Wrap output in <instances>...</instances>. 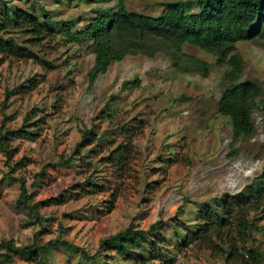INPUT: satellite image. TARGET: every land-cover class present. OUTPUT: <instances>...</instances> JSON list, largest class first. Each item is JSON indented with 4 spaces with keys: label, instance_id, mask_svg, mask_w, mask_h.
<instances>
[{
    "label": "trees",
    "instance_id": "1",
    "mask_svg": "<svg viewBox=\"0 0 264 264\" xmlns=\"http://www.w3.org/2000/svg\"><path fill=\"white\" fill-rule=\"evenodd\" d=\"M113 1L115 5L109 6ZM129 1L132 0H78L93 6V17L84 21L81 15L58 20L55 14L59 11H47L40 7L39 0H0V64L31 61L48 70L54 66L47 61L43 51L46 44L53 42L56 47H65L74 43L75 48H85L94 57L87 74L90 90L98 77L106 76L114 64H121L128 57L154 60L163 55L168 60V67L179 74L208 79L212 64L185 50L186 46L196 47L213 58L215 73L220 74L223 92L217 112L230 127L227 157L256 159L243 143L260 136L264 125V93L259 84L246 81L245 60L239 54V47L242 42H249L254 51L263 50L264 0H161L163 11L157 16L129 10ZM52 2L70 7L73 0ZM103 4L108 6L101 7ZM43 82L44 77L41 80L38 76L29 77L12 90H5L2 109L7 108L10 97L30 95ZM1 84L0 79V87ZM140 85L139 78L125 80L121 90L135 89ZM59 97L51 107L50 104L45 108L34 105L32 111L55 110L57 104H62ZM109 106L107 103L100 110L90 126L82 123L80 142L67 160L61 158L54 167H78L86 172L91 161L96 160L104 169L108 168L106 172L110 176L116 177V185L124 178L129 166L124 162L130 149H134L133 144L143 123L133 117L122 125L113 119L115 110ZM255 114H258L257 118ZM33 118L27 114L25 124L19 128L0 127V153L5 158L1 179L15 177L17 165L12 162L17 149L13 144L22 140L34 142L40 138L44 116L37 121ZM98 120L112 126L102 130L96 122ZM104 151L107 152L105 156L99 157ZM44 172L37 178H44ZM16 180L20 187L18 207L29 217L25 227L38 226L40 229L34 231L27 243L2 239L0 264H14L16 259L28 264H43L42 257L49 253L55 255L54 250L60 247L79 256V264H112L114 260L120 264H179L180 257L189 249L207 252L219 249L223 264H264V163L233 197L220 194L212 201H201L196 212L180 211L184 219L175 216L165 220L161 216L147 229L140 228L133 221L123 232L102 239L93 253L65 239L63 227L55 238L46 240L44 237L52 231L44 223L49 224L54 218L42 217L40 212L49 206L66 204L76 195L103 193L105 200L102 204L111 210L120 197L118 191L113 189L110 192V186L107 189L101 186V189L96 188L97 191L87 177L70 191L34 202L26 181L22 177ZM151 184H158V181L147 183L146 187ZM35 214L38 217L35 218ZM193 215L195 218L191 221ZM70 216L65 214V217Z\"/></svg>",
    "mask_w": 264,
    "mask_h": 264
},
{
    "label": "rangeland",
    "instance_id": "2",
    "mask_svg": "<svg viewBox=\"0 0 264 264\" xmlns=\"http://www.w3.org/2000/svg\"><path fill=\"white\" fill-rule=\"evenodd\" d=\"M39 1L40 7L47 11H59L55 14L58 20L81 15L84 21H88L94 15L92 5L87 6L78 0H73L70 7L55 5L52 0ZM161 2L133 0L127 3V7L157 16L163 11ZM113 5L115 1L109 6ZM105 6L108 5H101ZM46 45L43 51L54 68L47 70L31 61L0 64V127L19 128L25 124L29 113L36 121L44 116L37 141L22 140L13 144L17 149L12 162L17 165L14 178L1 179L5 158L0 153V241L27 243L34 231L40 229L38 226L25 227L29 217L17 204L20 192L17 177L26 181L34 202L70 191L87 177L95 190L110 186V192L113 189L118 191L120 197L111 210L102 204L105 200L103 193L97 196L76 195L66 204L49 206L40 212L42 217L54 218L49 224L44 223L52 231L44 237L46 240L55 238L63 227L65 239L93 253L102 239L123 232L133 221L140 228L147 229L161 216L165 220L175 216L184 219L180 211L196 212L201 201H212L220 194L233 197L245 187L246 179L261 169L264 163V125L257 139L243 143V147L249 148L256 159L227 157L230 127L217 112L223 92L220 74L215 73L213 58L198 48L186 46L185 50L212 64V74L208 79L179 74L168 67V60L163 55L154 60L128 57L123 63L114 64L106 76L98 77L90 90L87 74L94 61L92 54L85 48H75L74 43L65 47H56L53 42ZM239 54L245 60L246 81L259 84L264 93V48L254 51L251 43L242 42ZM35 76L39 80L44 77L45 82L30 95L10 97L7 108L2 109L5 90H12L26 78ZM136 78L141 80L140 87L121 90L123 81ZM59 95L62 104H57L55 110L32 111L34 105L45 108L50 104L51 107ZM107 103L115 110L113 119L122 125L133 117H138L143 123L133 144L134 149H130L124 162V165H129L124 178L116 185V177L110 176L106 172L108 168L105 170L96 160L91 161L86 172L78 167H54L61 158L67 160L80 142L82 123L90 126ZM257 116L255 114V118ZM96 122L102 130L112 126L109 122ZM103 145L106 146L105 142ZM106 153L101 152L99 157ZM43 171L44 178H37ZM153 181H158V184L147 188V183ZM35 183L39 184L34 186ZM68 213L71 216L65 217ZM194 218L195 215L190 220L194 221ZM54 251L55 255L49 253L42 257L43 264L80 262L79 256L62 247ZM178 263L223 264L219 249L214 252L189 249ZM14 264L28 263L16 259ZM112 264L120 263L114 260Z\"/></svg>",
    "mask_w": 264,
    "mask_h": 264
},
{
    "label": "clouds",
    "instance_id": "3",
    "mask_svg": "<svg viewBox=\"0 0 264 264\" xmlns=\"http://www.w3.org/2000/svg\"><path fill=\"white\" fill-rule=\"evenodd\" d=\"M132 1H133V0H132ZM129 2H131V1H129ZM129 2H128V3H129Z\"/></svg>",
    "mask_w": 264,
    "mask_h": 264
}]
</instances>
